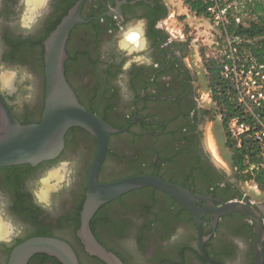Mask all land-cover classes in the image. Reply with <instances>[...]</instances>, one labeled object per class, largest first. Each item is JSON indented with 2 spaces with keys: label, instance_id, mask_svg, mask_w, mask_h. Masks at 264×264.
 Returning a JSON list of instances; mask_svg holds the SVG:
<instances>
[{
  "label": "flooded vegetation",
  "instance_id": "obj_1",
  "mask_svg": "<svg viewBox=\"0 0 264 264\" xmlns=\"http://www.w3.org/2000/svg\"><path fill=\"white\" fill-rule=\"evenodd\" d=\"M38 1L34 11L28 0H0V96L22 123L42 118L45 41L79 0ZM169 11L166 0H85L65 70L80 102L119 130L109 135L97 181L156 176L189 190L195 209L143 185L97 208L91 233L120 264H264V199L250 198L213 157L212 99L190 61V41L166 26ZM136 24L141 38L129 55L119 40ZM98 151L97 136L72 126L56 157L0 166V264L35 237L67 242L78 264H116L90 249L82 231ZM232 201L256 215L223 211ZM27 264L65 263L38 252Z\"/></svg>",
  "mask_w": 264,
  "mask_h": 264
},
{
  "label": "water",
  "instance_id": "obj_2",
  "mask_svg": "<svg viewBox=\"0 0 264 264\" xmlns=\"http://www.w3.org/2000/svg\"><path fill=\"white\" fill-rule=\"evenodd\" d=\"M84 1L79 0L76 3L45 41L46 101L41 120L22 123L0 96V166L20 163L35 165L56 157L64 147L66 132L72 126H81L97 136L99 151L84 206L82 231L87 233L86 242L90 249L109 261L120 264L91 233L89 221L97 208L143 185H153L169 193L192 210L195 209L196 199L184 187L152 175H135L109 183L97 181L96 172L105 156L109 135L119 130L99 115L90 112L80 102L66 76V42L71 29L77 23L85 22L80 15ZM223 208L240 210L250 216L256 215L255 210L248 204L237 201L225 203ZM38 252L54 255L65 264H78L72 247L54 237H35L24 241L15 247L8 264H27Z\"/></svg>",
  "mask_w": 264,
  "mask_h": 264
},
{
  "label": "rangeland",
  "instance_id": "obj_3",
  "mask_svg": "<svg viewBox=\"0 0 264 264\" xmlns=\"http://www.w3.org/2000/svg\"><path fill=\"white\" fill-rule=\"evenodd\" d=\"M184 1V0H183ZM223 1V0H222ZM221 1V2H222ZM243 0H224L225 3L232 4L231 10L236 8L232 12V16L239 18L240 22L243 19V16L247 18L246 14L238 15L242 12V7L239 5V2L242 3ZM171 12V10H170ZM169 12V14H170ZM175 23L170 27L167 24V27L171 33L183 35L184 38H187L190 42V61L196 69L199 70L202 76V88L204 90V97L206 100H211L209 104L213 106L214 118L211 123L208 124L207 128V141L212 152L213 157L217 162H219L226 170L228 171L230 177L235 179V175L238 176L235 168L232 166V149L228 144V137L231 138L235 147L240 146L236 142V137L232 135L229 131V123L231 118L228 119L226 126L223 124V116L219 117V107L213 100V89L210 85V79L208 75L207 63L209 60H216L213 56V52H216L217 49L222 48V42L226 39L222 35L226 32L220 25L216 24L208 14L206 15H197L191 10H187L185 13H180L176 18H174ZM230 15L229 22L226 24L227 33L229 36L233 35L230 31ZM222 28V30H221ZM245 57H249V52L240 51ZM231 83V82H230ZM262 161V160H261ZM252 163L244 172H250L253 175H256L254 170H258L262 167L263 162ZM239 178V176H238ZM239 184L243 188L244 192L250 196L255 201L264 199V188L254 180L247 178H239Z\"/></svg>",
  "mask_w": 264,
  "mask_h": 264
},
{
  "label": "built area",
  "instance_id": "obj_4",
  "mask_svg": "<svg viewBox=\"0 0 264 264\" xmlns=\"http://www.w3.org/2000/svg\"><path fill=\"white\" fill-rule=\"evenodd\" d=\"M204 1L208 16L226 31L222 35L226 37L222 42L223 47L213 52V57L221 63V76L231 82L240 109V114L231 118L229 131L239 144L245 136H250L259 144L264 167V63L250 55L245 57L239 49L241 38L228 35L226 24L232 4L224 0ZM219 117H222V113H219Z\"/></svg>",
  "mask_w": 264,
  "mask_h": 264
},
{
  "label": "trees",
  "instance_id": "obj_5",
  "mask_svg": "<svg viewBox=\"0 0 264 264\" xmlns=\"http://www.w3.org/2000/svg\"><path fill=\"white\" fill-rule=\"evenodd\" d=\"M190 9L197 15H206L207 3L204 0H184ZM239 2L242 7V12L237 14L248 17L240 22H237L236 17L232 16L233 8L230 12V31L233 36H239L241 43L239 45L240 51H247L249 55L256 58L258 61L264 63V0H243ZM208 75L210 85L213 91V100L219 107V113H222L223 124L234 115L240 114L237 106L234 92L231 83L225 80L220 73L221 63L218 60H209L207 63ZM249 119V117H246ZM231 138L228 137V144L230 145L232 153V166L235 168L240 179H254L261 188H264V167L254 170L256 175L250 172H244L250 164L263 162L260 156V147L250 136L242 138L241 144L235 147Z\"/></svg>",
  "mask_w": 264,
  "mask_h": 264
},
{
  "label": "clouds",
  "instance_id": "obj_6",
  "mask_svg": "<svg viewBox=\"0 0 264 264\" xmlns=\"http://www.w3.org/2000/svg\"><path fill=\"white\" fill-rule=\"evenodd\" d=\"M141 38V32L138 24L127 26L122 33V36L119 40V47L122 50H126V52L131 55L135 52V49L139 45V41ZM135 59L138 61L140 59L139 56H136ZM15 75V73H13ZM9 91H15V88H9ZM127 99V97H124Z\"/></svg>",
  "mask_w": 264,
  "mask_h": 264
},
{
  "label": "crops",
  "instance_id": "obj_7",
  "mask_svg": "<svg viewBox=\"0 0 264 264\" xmlns=\"http://www.w3.org/2000/svg\"><path fill=\"white\" fill-rule=\"evenodd\" d=\"M166 2L168 3L171 10V12L169 11L170 14H168L167 18L165 19L166 26L168 24L170 27H172L173 22L175 23L174 18H176L182 12L185 13L187 10H191L189 5L183 0H166Z\"/></svg>",
  "mask_w": 264,
  "mask_h": 264
},
{
  "label": "bare ground",
  "instance_id": "obj_8",
  "mask_svg": "<svg viewBox=\"0 0 264 264\" xmlns=\"http://www.w3.org/2000/svg\"><path fill=\"white\" fill-rule=\"evenodd\" d=\"M30 3H31V10L34 8V11H35V9H37L38 8V6L40 5V3H39V1L38 0H28ZM30 9V8H29ZM32 14V13H31ZM2 82H4L3 80H2ZM4 84V83H3ZM224 210H226L225 208H223V211ZM3 228H2V226H1V223H0V232H1V230H2ZM2 234V233H1Z\"/></svg>",
  "mask_w": 264,
  "mask_h": 264
}]
</instances>
